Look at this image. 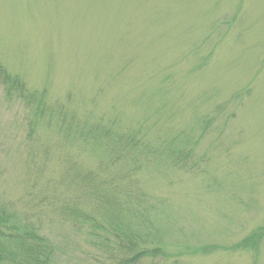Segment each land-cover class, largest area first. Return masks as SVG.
I'll list each match as a JSON object with an SVG mask.
<instances>
[{
  "label": "rangeland",
  "instance_id": "374dc122",
  "mask_svg": "<svg viewBox=\"0 0 264 264\" xmlns=\"http://www.w3.org/2000/svg\"><path fill=\"white\" fill-rule=\"evenodd\" d=\"M0 65L45 97L0 87V205L49 264H264V0H0Z\"/></svg>",
  "mask_w": 264,
  "mask_h": 264
},
{
  "label": "trees",
  "instance_id": "16d2710c",
  "mask_svg": "<svg viewBox=\"0 0 264 264\" xmlns=\"http://www.w3.org/2000/svg\"><path fill=\"white\" fill-rule=\"evenodd\" d=\"M0 87L4 89L8 96L19 94L20 100L27 105L44 106L45 97L37 92L26 91L27 87L19 78L8 74L0 65ZM18 95V96H19ZM60 117V115H55ZM51 116L50 118H52ZM100 137L98 136V139ZM95 141H97L95 139ZM132 144L134 140H129ZM134 145V144H133ZM129 150V149H127ZM92 174H86L85 178L91 179ZM120 175L111 176L107 180L97 182V179H92L89 182V190L94 197L95 209L91 214H86L87 221L97 220L96 213L100 210L111 214L112 217L106 222L109 229L104 232L110 235L109 239H121L126 236L124 226H119L117 218L120 217V212L114 202L117 203L118 183ZM124 198V197H122ZM118 204V203H117ZM116 213V215H115ZM84 215V214H82ZM95 218V219H94ZM124 222L123 218H120ZM121 225V224H120ZM141 239V238H140ZM129 249L121 251V253L130 252L136 248V244H142L135 255L128 258L126 261L131 263L140 262L143 257L148 259L157 258L164 255L163 249L149 248L145 240L140 241L139 238H130L127 242ZM52 247L49 241L41 236L33 227L23 224L18 221L16 214L10 213L9 210L0 205V264H49L52 257Z\"/></svg>",
  "mask_w": 264,
  "mask_h": 264
}]
</instances>
